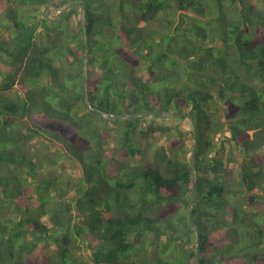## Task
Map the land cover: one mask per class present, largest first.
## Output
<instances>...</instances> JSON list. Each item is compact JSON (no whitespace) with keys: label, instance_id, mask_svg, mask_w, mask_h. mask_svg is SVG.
Masks as SVG:
<instances>
[{"label":"trees","instance_id":"16d2710c","mask_svg":"<svg viewBox=\"0 0 264 264\" xmlns=\"http://www.w3.org/2000/svg\"><path fill=\"white\" fill-rule=\"evenodd\" d=\"M4 1L0 264H264V0Z\"/></svg>","mask_w":264,"mask_h":264},{"label":"water","instance_id":"95a60500","mask_svg":"<svg viewBox=\"0 0 264 264\" xmlns=\"http://www.w3.org/2000/svg\"><path fill=\"white\" fill-rule=\"evenodd\" d=\"M56 0H50L49 4L47 5L44 14L47 20L49 21H53L56 22L59 20V18H61L62 16L70 13L72 10L79 8L80 9V14L82 19L85 18V11H86V6L84 4V2L80 1V2H75L72 3L68 6H66L63 10L59 11L58 13H56L54 16H51V9L53 7V4L55 3ZM84 32H85V36H86V28L84 27ZM88 50L86 52V56L84 59V65L85 68H88ZM88 73L86 72V75ZM86 90H88V85L86 86ZM87 97V104L89 106V108L95 110L96 112L100 113L103 117L105 118H112L114 115L112 113H105L103 112L101 109H98L96 107H92L91 102L89 100V96L88 94L86 95ZM120 116L124 117V118H132V117H153V116H159V117H169V118H178V117H185L187 118L192 126H193V131H194V143H193V151H192V155H191V163L195 169L196 172V154H197V150H198V123L195 119V116L193 114H188L185 112H175V111H168V110H144V111H137L135 113L132 114H121ZM198 196V181H197V177H196V183H195V187H194V193L193 196L189 202L188 205V217H189V221L193 227L194 230H196L197 235H198V227L197 224L194 220V212H193V204L196 201ZM200 259H201V245H200V240L198 238L197 240V252H196V256L194 259V263L193 264H200Z\"/></svg>","mask_w":264,"mask_h":264},{"label":"rangeland","instance_id":"374dc122","mask_svg":"<svg viewBox=\"0 0 264 264\" xmlns=\"http://www.w3.org/2000/svg\"><path fill=\"white\" fill-rule=\"evenodd\" d=\"M5 1L4 0H0V10L1 9H3V8H5ZM10 6H13V7H17L18 6V4L17 3H14V4H9L8 5V8L10 7ZM27 9V13L28 14H34V15H36V16H38V17H41L42 16V14H43V11H44V7H41V6H37L36 8L35 7H26ZM6 9V8H5ZM33 9V10H32ZM57 12H55L54 10H53V8L51 9V16H54L55 14H56ZM82 18V17H81ZM171 111V110H170ZM163 121L164 122H166V120L165 119H163ZM181 124V123H180ZM182 125V127L184 128V129H186V128H189V124L188 123H182L181 124ZM110 126H112V128H114V129H112V130H115V131H113L114 132V134H118L119 133V130H120V127L122 126V122H119L118 121V124L117 125H115V124H110V125H108V127H109V129L111 130V127ZM113 134V135H114ZM227 135L228 136H230V133L228 132L227 133ZM110 136H112V133H111V135ZM58 173L59 174H62L63 176H65V177H69V178H74V177H77L78 176V174H79V172H78V169H76L73 165H71V164H69V163H66V164H63L61 167H60V169H58ZM76 223L77 224H79V222L78 221H76ZM76 253L77 254H79V256H82L84 259H85V263L87 264L89 261H90V258L89 257H91V255H92V251H91V249H86L85 248V246L82 248V250H77L76 251Z\"/></svg>","mask_w":264,"mask_h":264}]
</instances>
